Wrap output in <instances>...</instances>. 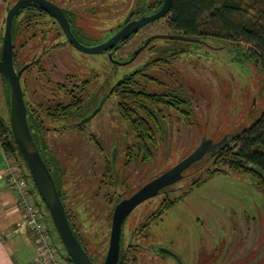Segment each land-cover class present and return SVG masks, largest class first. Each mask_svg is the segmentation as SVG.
Masks as SVG:
<instances>
[{
	"label": "flooded vegetation",
	"instance_id": "af4514ba",
	"mask_svg": "<svg viewBox=\"0 0 264 264\" xmlns=\"http://www.w3.org/2000/svg\"><path fill=\"white\" fill-rule=\"evenodd\" d=\"M18 1L0 0V59L4 55L7 38L14 67H25L20 80L28 122L35 140L47 139L49 129L55 132L74 130L73 135L92 141L93 149L90 151L93 150L94 157H91L92 153L83 157L84 166L78 162L79 157L74 155L71 165H66L58 156H51V162L73 227L91 256L95 257L97 253L99 261L104 264L118 206L131 199L152 178L174 165L132 188L138 169L144 171L143 163L148 166L153 159L156 142L148 146L145 142L146 146H141L138 140L145 137L144 133L139 127L131 130L128 123H146L150 128L146 135L156 141L157 134L165 139L164 134H167L171 123L166 112L174 111L176 121L179 117H192L191 99L181 84L166 86L157 77L159 73H165L163 69L169 66L170 58L191 54L189 44L166 36L180 33L168 25L169 10L155 20H148L162 10L165 0H24L9 15ZM139 22L142 25L126 37L118 42L116 39L113 45L104 46L123 27ZM158 38L164 41H156ZM125 44L136 46L121 56L118 49ZM78 45L93 51L81 50ZM125 66H133L134 69L113 81L112 76ZM151 71L159 73L153 74ZM34 73L39 81L37 77L36 82L33 76L29 77V74ZM131 73L137 75V83L134 84L136 91L141 96H150L154 104L150 100L141 102L136 94L137 100L131 103L132 116L126 120L119 108L122 100H119L118 92L129 85L117 86V83ZM32 82L36 83L37 89H32ZM28 86L34 97H31ZM112 96L116 100L106 116V103ZM123 124L127 125L126 132L121 131ZM121 132L125 133L124 138ZM128 138L133 143L122 148L121 139ZM199 164L200 160L184 172L183 179L190 177L187 187L175 186L180 180L176 181L145 198L126 214L121 223L117 264H188L183 252L173 245V241L163 236L154 237V229L160 225L170 208L193 192L196 186H200L203 174L200 172L197 177L189 175V171L199 167ZM80 167L75 183L82 186L79 185L73 191L68 186L65 189L64 185L71 182ZM210 167L205 169L204 174L211 172ZM238 174L251 177L247 173ZM211 176L209 174L207 178ZM147 199L158 201L152 206L146 205L142 212L134 215L132 212ZM101 201L104 211L94 212L92 205ZM77 205L86 213L84 223L79 219ZM92 214L103 216L100 227L93 226V221L89 219ZM132 223L137 225L127 235L125 226H132ZM201 262L198 255L191 264Z\"/></svg>",
	"mask_w": 264,
	"mask_h": 264
},
{
	"label": "rangeland",
	"instance_id": "374dc122",
	"mask_svg": "<svg viewBox=\"0 0 264 264\" xmlns=\"http://www.w3.org/2000/svg\"><path fill=\"white\" fill-rule=\"evenodd\" d=\"M156 41L164 40L158 38ZM178 42L189 44L191 54L170 58L169 66H164V74L163 72L160 74L159 71L151 72L159 73L157 77L161 79V83L165 82L166 86L181 84L185 94L191 99L193 114L189 119L179 117L176 121L174 111L166 112L171 123L166 130L167 134H164L165 139L161 138V134L156 135L158 138L153 147V159L148 166L143 163L144 171H140L137 166L138 175L132 188L148 181L161 170L188 155L200 144L202 137L219 140L226 132H241L259 119L264 112V70L257 56L244 48L246 46L228 44L221 38L213 37H207L203 42L184 40ZM135 46L121 45L118 53L123 56ZM133 69V66L121 67L118 73L112 76V80H118ZM31 76L34 79L37 77L36 74H29V77ZM32 84V89H37L36 83ZM28 90L31 97H34L31 87ZM45 94L50 96L48 92ZM4 96L5 82L0 74V115L8 117ZM115 100L116 98L112 96L106 103V116L109 115L108 111L113 109ZM126 127L127 125L123 124L121 131L126 132ZM73 132L74 130L55 132L48 129L46 148L52 156L63 159L66 165H71L74 155L79 157L78 162L84 166L83 157L91 153V157H94L93 150L90 151L93 149V143L86 137L73 135ZM122 132L124 138L125 133ZM132 143L133 140L130 138L121 139L120 146L125 148ZM230 145H234V142ZM17 158L22 165L20 173L26 174L30 182L32 201L39 208L42 207L45 217L47 216L49 238L65 260L69 255L41 195L34 186L28 166L22 154L21 156L18 154ZM12 160L15 159L12 157L9 161ZM209 165L210 162L205 158L199 167L189 171V175L194 174L195 177L200 172L203 174L200 186H196L193 192L170 208L160 225L154 229V237L163 236L164 239L173 241V245L183 252L188 264L197 260L198 255L201 264H264V195L257 189L254 180L246 174L226 171L207 178L209 174L204 172ZM212 169L211 166L210 170ZM80 171L81 167L68 185L64 183L65 189L70 187V191H73L82 186L75 183L76 175ZM189 179L182 178L175 186L185 188ZM157 201L158 199H147L132 213L136 215L142 212L146 205L152 206ZM102 204L101 201L91 208L96 213L104 211ZM77 207L80 211L79 219L84 223L86 213L81 206ZM101 218L103 216L100 214H92L89 219L93 221V226L100 227ZM74 221L79 226L75 219ZM136 225L137 223H132V226L127 224L125 233L129 235ZM77 230L80 232L78 228ZM71 262L74 264L72 260Z\"/></svg>",
	"mask_w": 264,
	"mask_h": 264
},
{
	"label": "trees",
	"instance_id": "16d2710c",
	"mask_svg": "<svg viewBox=\"0 0 264 264\" xmlns=\"http://www.w3.org/2000/svg\"><path fill=\"white\" fill-rule=\"evenodd\" d=\"M168 25L176 32L183 33L190 37L203 39L207 37L221 38L228 44L246 46L244 48L257 56L264 70V0H172L169 8ZM136 76V73L128 74L117 83V86L129 85V87L132 88L130 89L127 87L118 92L120 96L119 100H122V104L119 108L125 115L124 117H126V120L132 116L130 109H132L133 106H131V103L137 100L136 94L141 102L150 100L149 102L154 104V100L150 96H141V94L136 91L134 87V84L137 83ZM1 78L5 82L4 98L7 105L8 117L0 115V146L6 158L10 160L13 157L15 160H12V162L15 161L22 170V165L17 158L18 154L21 156V152L10 128L9 86L2 75ZM138 106L140 105L138 104ZM128 124L131 130L139 127L144 133L143 136L145 137L138 140L141 146L145 147V142H147V146L155 144V139H153V141L146 135L148 131H150L146 123L137 125L133 122H129ZM35 142L38 146L42 147V156L60 189V183L53 173L51 162L52 153L46 148V139L35 140ZM232 142H234V145L231 146L228 144L217 150L215 155L209 156L207 160L213 167L209 174L215 175L226 171L247 173L251 175L257 189L264 195V112L261 117L249 127L238 132ZM201 162L202 160L200 163ZM22 175L27 177L26 174ZM60 195L61 198H63L61 189ZM40 209L43 211L42 208ZM69 221L71 223L70 219ZM73 229L77 238L83 245L74 227ZM84 248L95 264H101L97 253L94 254L95 257H92L88 249L85 246ZM67 259L72 263L70 257Z\"/></svg>",
	"mask_w": 264,
	"mask_h": 264
},
{
	"label": "water",
	"instance_id": "95a60500",
	"mask_svg": "<svg viewBox=\"0 0 264 264\" xmlns=\"http://www.w3.org/2000/svg\"><path fill=\"white\" fill-rule=\"evenodd\" d=\"M23 1L24 0L18 1V3L9 12V15L12 14ZM171 1L172 0H165L162 10L151 16L148 20H155L165 14L170 8ZM141 25L142 23L139 22L135 25L132 24L123 27L117 32V34L108 39L104 46L108 47L113 45L116 39L118 42ZM166 36L169 38L193 42H203L204 40L198 37H190L183 33L168 34ZM6 41L4 46V55L0 59V74L5 78L9 86V119L12 135L28 166L35 187L50 213L53 224L66 248L69 257L74 264H95L76 236V233L69 221L64 202L61 198L60 189L58 188L56 181L42 156V147L38 146L33 138L28 122V111L20 80L21 73L25 67L23 66L19 69L14 67L10 44ZM79 48L84 51H93L82 46H79ZM236 134L237 133L226 132V134L219 140H215L212 137H202L200 144L192 152L183 157L173 166L161 172L158 176L152 178L148 183L142 186V188L134 194L131 199L121 203L115 213L110 237V247L104 264H117L121 223L126 214L132 208H134L141 201L145 200V198L155 195L159 189L181 180L185 177L184 172L188 170L191 165L199 160L201 161L205 158L208 159L210 155H215L217 150L229 144L235 138Z\"/></svg>",
	"mask_w": 264,
	"mask_h": 264
},
{
	"label": "crops",
	"instance_id": "0c3cea01",
	"mask_svg": "<svg viewBox=\"0 0 264 264\" xmlns=\"http://www.w3.org/2000/svg\"><path fill=\"white\" fill-rule=\"evenodd\" d=\"M5 164V154L0 146V264H31L39 256V247L25 226L16 194L7 183ZM64 264L71 263L65 258Z\"/></svg>",
	"mask_w": 264,
	"mask_h": 264
},
{
	"label": "built area",
	"instance_id": "2783aa9c",
	"mask_svg": "<svg viewBox=\"0 0 264 264\" xmlns=\"http://www.w3.org/2000/svg\"><path fill=\"white\" fill-rule=\"evenodd\" d=\"M20 171L21 169L17 163L6 158L5 174L7 183L15 192L16 200L26 220L25 226L32 232L35 243L39 247V256L31 264H64L63 255L49 238V226L44 212L32 201L31 186Z\"/></svg>",
	"mask_w": 264,
	"mask_h": 264
}]
</instances>
